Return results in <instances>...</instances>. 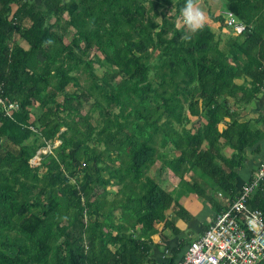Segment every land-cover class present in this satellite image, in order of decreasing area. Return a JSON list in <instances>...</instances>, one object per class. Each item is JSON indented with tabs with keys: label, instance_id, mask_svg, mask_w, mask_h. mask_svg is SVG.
<instances>
[{
	"label": "trees",
	"instance_id": "obj_1",
	"mask_svg": "<svg viewBox=\"0 0 264 264\" xmlns=\"http://www.w3.org/2000/svg\"><path fill=\"white\" fill-rule=\"evenodd\" d=\"M224 1L243 27L221 46L208 25L177 26L189 0L166 10L159 8L168 0H0V97L17 104L9 116L0 102V264H158L149 258L150 237L156 223H169L167 210L190 217L180 203L185 191L214 213L224 202L212 191L233 197L246 149L264 137L258 119L238 120L239 108L262 91L264 0ZM64 14L73 29L68 43L55 29ZM212 17L233 28L221 14ZM154 48L155 70L148 62ZM91 51L98 54L82 57ZM95 62L107 67L101 82L68 92L73 66L90 70ZM97 92L99 127L80 112ZM186 111L204 116L196 131L177 127L189 120ZM54 140L60 143L32 166ZM224 146L234 150L230 157ZM165 147L178 155L165 159ZM157 160L178 175L173 192L149 173ZM186 168L196 177L185 178ZM263 191L264 182L248 206L264 215ZM182 247L159 264H176Z\"/></svg>",
	"mask_w": 264,
	"mask_h": 264
},
{
	"label": "built area",
	"instance_id": "obj_2",
	"mask_svg": "<svg viewBox=\"0 0 264 264\" xmlns=\"http://www.w3.org/2000/svg\"><path fill=\"white\" fill-rule=\"evenodd\" d=\"M225 13L228 26L243 27L232 12ZM0 102L9 116L17 108V104H6L1 97ZM263 182L264 159L233 197L224 201L222 209L213 214L203 232L189 241L176 264H263L264 215L260 209L248 206L251 195ZM217 195L224 199L222 192Z\"/></svg>",
	"mask_w": 264,
	"mask_h": 264
},
{
	"label": "rangeland",
	"instance_id": "obj_3",
	"mask_svg": "<svg viewBox=\"0 0 264 264\" xmlns=\"http://www.w3.org/2000/svg\"><path fill=\"white\" fill-rule=\"evenodd\" d=\"M177 1L178 0H168V3L167 4L162 3V7H160L159 9L160 10H166L165 9L166 7L175 6V2H177ZM191 1H192V4L197 5V7L204 14L202 25H208L212 30H214L216 32V37L220 39L221 46L224 45V40L226 38H229L230 36L237 35V33L240 31V29H235V28H230V29L221 28L220 24H218L219 22L216 21V19H214L212 17V15H214V14L216 15L219 13L216 11L217 10L216 5L215 6H212V4L207 5V1H205V0H191ZM221 2L224 3L225 1L221 0ZM195 5L193 7H195ZM13 8H15V6H13ZM214 11H216V12L214 13ZM152 14H154V13L152 12ZM219 14H222V12ZM219 14L217 16H219ZM222 17L224 20H226L225 14H222ZM66 19H67L66 14L61 16L57 22L55 29L63 37V40L66 43H68L70 41V37H71V34L73 32V29L68 27L65 24ZM155 19H157L159 21L160 16H155ZM55 20H56L55 17H52L48 20V23H53V22H55ZM176 20H177V26L181 27L183 29V31L191 32L193 30L190 27V25L186 22L184 15H183V10L180 12V15L177 16ZM16 40L19 41L20 43H22L24 46H27V44L24 43V40L21 39L18 35H16ZM77 51L79 52L78 49H77ZM94 53L98 54L97 51H91V52L87 53L86 55H82V57L89 59L92 57V54H94ZM157 54H158V50L156 48H154V50L152 51L151 56L148 60V62L151 63V65L153 66L154 70L156 69V65H157L156 63L159 62V60L157 59ZM105 68H107L105 65H99L96 62L93 64V66L90 70L87 68V66L85 64L73 66L71 73L76 76V81L69 83V85L66 87V90L68 92H79L80 90H86L92 84L100 83L101 82V75H102ZM154 70L152 71L151 75H153ZM239 82H242V79H239ZM94 100H98V101L102 100V97L99 95V92L94 93L93 96L91 95L90 98L88 99V101H85L83 103V105L80 107V112L82 114H85V113L90 114L91 122L93 124H96L99 127L101 125V118H100V115L98 113V109H96L92 106V103ZM107 108L109 110L114 111V112H118V110H119L118 106H116V107L107 106ZM40 109L41 108H39L37 106H32V107H30V112H32L33 115H36L39 113ZM186 114H187V117L189 118V120L184 122L182 125H177V127L179 129H181L182 127H185V128H190L192 131H196V129L202 123L205 122L203 115L202 116H193V115H190L187 111H186ZM219 127L222 128L223 126L220 125ZM33 139H34V136H32L29 140H27V142H32ZM59 143H60L59 140H54L49 145H47L46 147L40 148L37 151L36 155L30 159L31 165L32 166H38L40 164V159H41L40 154L46 153L47 151L51 152L52 151L51 148L56 146ZM95 144H97V145H95ZM89 145L90 146H96L97 150H101L104 148L103 145L98 144L95 140H91L89 142ZM159 151L165 153L164 158L167 160H170V159H172L178 155L177 151L168 149L167 147L159 148ZM224 151L228 155H230L232 152V150L229 148H225ZM102 157H103L104 162H108V159L106 156H102ZM220 163H221V161H220ZM83 165H85V164H83ZM40 170H41V172H40V174H41L42 171L44 170V168L41 167ZM149 173L154 177V179L158 182V184L162 188H164L165 190H167L169 192H173L179 186V180L180 179H179L178 175L175 173V171L173 170L172 166H168L167 164L163 163L160 160H157L155 162V164L150 169ZM103 175L106 176L107 174L103 173ZM193 175H194V172L191 169H187V168L185 169V172H184L185 178L190 179ZM194 177H196V175H194ZM109 189L112 190V192H114V193L117 192V189L115 186H111V187H109ZM185 193H186V195L192 194V193H189L187 191H185ZM14 252H15L14 248L9 251V253H14Z\"/></svg>",
	"mask_w": 264,
	"mask_h": 264
},
{
	"label": "crops",
	"instance_id": "obj_4",
	"mask_svg": "<svg viewBox=\"0 0 264 264\" xmlns=\"http://www.w3.org/2000/svg\"><path fill=\"white\" fill-rule=\"evenodd\" d=\"M205 1H207V5H216L217 12H222V14H225L223 2H221V0ZM194 5L195 4H193V6ZM195 7H197V5H195ZM216 11H214V13ZM218 14H214V16H217ZM218 22V24H220L221 26L220 21ZM236 81L239 82V79ZM256 119H258V121L254 123V126L264 132L263 87L262 91L258 93L249 104L243 105L239 108V121H248ZM220 125L224 127V124L221 123ZM223 127H219L220 130H222ZM221 143H223V140H221ZM225 148H231L228 146L222 147V152L226 156L230 157L233 154L234 150L231 149L232 152L230 155H228L224 151ZM244 155L245 160L243 168L238 169L237 188L235 189V191L245 180H247L251 176V174L255 171L258 163L264 159V137L261 138L254 146L248 147ZM212 188L211 185H209L207 191L209 192L210 190H213ZM212 192L215 200L220 203H223L225 201L224 199L218 197L217 192L219 191L215 190ZM180 203L190 213V217L184 220L175 215L174 212L169 209L166 211V218L169 223H165V221L156 223L154 227L155 231L150 237L151 239L149 258L156 261L158 264L166 263L168 261V258L172 255V249L176 248L179 244H183V250V248L186 246V242L196 239L206 228L207 224L209 223L211 217L214 214V210L212 208L211 203L207 200H203L201 197L193 193L189 195H182L180 197ZM174 227L177 229V231L173 229Z\"/></svg>",
	"mask_w": 264,
	"mask_h": 264
},
{
	"label": "clouds",
	"instance_id": "obj_5",
	"mask_svg": "<svg viewBox=\"0 0 264 264\" xmlns=\"http://www.w3.org/2000/svg\"><path fill=\"white\" fill-rule=\"evenodd\" d=\"M183 15L190 27L195 30L203 23L204 14L198 7H193L191 0L183 10Z\"/></svg>",
	"mask_w": 264,
	"mask_h": 264
}]
</instances>
